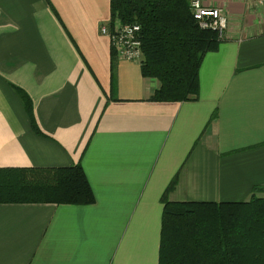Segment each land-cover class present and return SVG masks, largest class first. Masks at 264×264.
<instances>
[{"label":"crops","instance_id":"1","mask_svg":"<svg viewBox=\"0 0 264 264\" xmlns=\"http://www.w3.org/2000/svg\"><path fill=\"white\" fill-rule=\"evenodd\" d=\"M202 1L228 26L199 97L157 101L102 32L111 0H0V167L80 164L96 196L0 203V264H159L175 177L171 201L264 197V6Z\"/></svg>","mask_w":264,"mask_h":264},{"label":"trees","instance_id":"2","mask_svg":"<svg viewBox=\"0 0 264 264\" xmlns=\"http://www.w3.org/2000/svg\"><path fill=\"white\" fill-rule=\"evenodd\" d=\"M112 21L141 25L142 74L160 85L157 101L199 97L205 55L219 47L217 32L195 20L189 0H111ZM27 110L31 99L18 88ZM163 194L159 264H264V197L248 201H171ZM258 188V187H255ZM96 201L84 168L0 167V203L89 205Z\"/></svg>","mask_w":264,"mask_h":264},{"label":"built area","instance_id":"3","mask_svg":"<svg viewBox=\"0 0 264 264\" xmlns=\"http://www.w3.org/2000/svg\"><path fill=\"white\" fill-rule=\"evenodd\" d=\"M255 1L264 6V0ZM190 9L201 28L216 31L220 40L224 37L228 21L222 7L206 6L202 0H190ZM102 32L109 35L119 59L142 62L144 55L139 23H124L118 18L110 26L103 25Z\"/></svg>","mask_w":264,"mask_h":264}]
</instances>
